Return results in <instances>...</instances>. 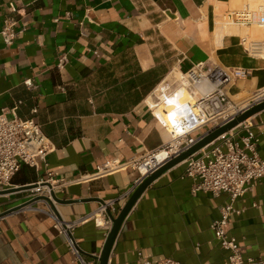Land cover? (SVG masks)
I'll return each mask as SVG.
<instances>
[{"label": "crops", "instance_id": "crops-1", "mask_svg": "<svg viewBox=\"0 0 264 264\" xmlns=\"http://www.w3.org/2000/svg\"><path fill=\"white\" fill-rule=\"evenodd\" d=\"M241 1L0 0V29L11 2L20 10L13 44L0 41V113L17 105V115L34 117L54 144L37 169L22 166L12 188L35 182L47 170L70 182L82 177L56 196L66 219L90 215L74 231L85 255L100 254L110 231L107 217L101 225L91 215L111 200L123 205L139 177L131 162L171 139L146 103L154 109L173 69L182 74L198 63L248 68L247 77L225 86L236 101L264 87V57L248 54L239 32L253 25L219 30ZM151 80L156 84L150 89ZM249 122L264 158V109ZM107 162L116 169L99 172ZM184 169L185 163L176 164L143 191L109 264L225 262L229 252L211 226L229 197L194 191ZM26 195L19 188L0 190V264H79L45 214L11 212ZM234 207L239 212L227 232L237 237L244 257L264 259V176Z\"/></svg>", "mask_w": 264, "mask_h": 264}, {"label": "built area", "instance_id": "built-area-1", "mask_svg": "<svg viewBox=\"0 0 264 264\" xmlns=\"http://www.w3.org/2000/svg\"><path fill=\"white\" fill-rule=\"evenodd\" d=\"M19 11L18 7L11 2L8 13L4 17L3 26L0 29V41L7 46L13 44L19 33L16 29L18 19L15 16ZM227 22L245 26L257 25L264 29V7L253 9L245 4L233 10L227 16ZM243 44L248 54L264 57V39L245 36ZM65 60L66 58L62 57L60 65H63ZM249 73L250 70L246 67H224L217 64L198 63L184 73L189 83L188 89L195 95L193 102L177 103L169 96L174 92L173 88L164 93L168 96L165 99L158 97L156 103L162 106L166 120L157 118V122L170 133L172 138L178 134L175 138L178 144L174 146L168 142L160 149L149 151L131 162L139 177L136 185L125 195L126 200L140 181L163 163L188 150L209 130L264 101V87L254 92L252 97L238 101L232 99L226 92L225 86L228 83L247 77ZM204 81L209 85L205 89H197V86ZM26 84L32 85L31 80H27ZM246 100H248V105L244 107L242 104ZM146 105L155 118L153 107L149 103ZM16 109L17 105L10 109L4 108L0 113V190L15 187L12 180L23 165L37 169L39 161H45L47 154L54 149V144L44 133L41 124L34 117L18 116ZM231 109L235 111L234 115L229 112ZM9 113L12 115L9 116ZM206 127H209L207 131L197 135V132ZM161 149H167V159L151 168L148 173H141L140 167L144 161L155 156V153ZM182 162L185 163L184 176L194 180V191H204L215 196L226 193L229 197V201L221 208L220 217L215 219L211 226L222 247L229 252L223 264H264V259L244 257L237 237L230 235L226 230L232 214L239 212L234 207L235 201L247 191L252 190L264 176V158L259 153V137L252 129L249 118ZM110 164L107 162L102 169H99V172L105 173L111 168L116 169L117 166ZM81 180L82 177L70 182L47 170L44 176L30 183L31 186L23 190L27 194L26 200L13 208L11 212L37 211L45 214L52 220L58 233L65 237L73 257L72 262L99 264L100 254L91 255L92 257L85 255L78 239L74 236L75 229L88 220L90 215L72 220L66 219L59 209V201L55 196L57 189ZM116 203L115 200L108 201L102 204L97 211L104 220L107 217V223H111L110 229L113 223L109 212L117 215L123 206L118 207ZM97 213L91 217L98 221ZM3 217L4 215H0V221ZM144 263L149 264L148 261ZM157 264L181 263L173 258H166L158 261Z\"/></svg>", "mask_w": 264, "mask_h": 264}, {"label": "water", "instance_id": "water-1", "mask_svg": "<svg viewBox=\"0 0 264 264\" xmlns=\"http://www.w3.org/2000/svg\"><path fill=\"white\" fill-rule=\"evenodd\" d=\"M264 109V101L259 102L252 107L246 109L242 113L236 115L231 120L223 123L220 126H217L213 128L212 130H209L207 133H205L201 139L194 145H192L188 150L182 152L181 154L169 159L165 163H163L159 168H157L155 171L150 173L149 175L145 176L140 183L134 188L132 191L130 197L127 199V201L123 204L121 210L117 215H114L112 212H109V216L112 220V227L107 235V238L105 240L102 252L100 253L99 264H109L111 251L113 248V245L116 241V238L118 236V233L122 227V224L129 214L132 207L135 205L138 198L141 196L143 191L147 188L148 185H150L156 178H158L162 173L167 171L169 168L175 166L176 164L182 162L185 160L188 156L198 152L214 140H216L220 135H222L225 132H228L235 126H237L239 123L247 120L254 114L258 113L259 111ZM31 184H25L21 185L20 187H17L19 189H26ZM17 188H11L8 190H17ZM56 196V195H55ZM57 198V196H56ZM59 201V199L57 198Z\"/></svg>", "mask_w": 264, "mask_h": 264}, {"label": "bare ground", "instance_id": "bare-ground-1", "mask_svg": "<svg viewBox=\"0 0 264 264\" xmlns=\"http://www.w3.org/2000/svg\"><path fill=\"white\" fill-rule=\"evenodd\" d=\"M225 31L229 32V31H231V29L229 27H227ZM180 78H181V80H180L181 81V85L174 90V92L176 94L174 95V92H173L169 96L174 98V100H176L177 103L192 102V99L194 101L195 95L193 94V92H190V90L188 89L189 83H188V81L186 79L185 74L182 73ZM207 85H209V84L204 81L201 84H199V86H197V89H205L207 87ZM159 96H160L161 99H165L166 97H168V96L164 95V93L163 94L160 93ZM151 97H154V96H151ZM189 98L191 100H188ZM157 105L158 104L156 103L155 106H154V109H153L154 115L156 116L155 118L156 119L160 118V119L166 120V118H164V115H163V112H162V109H163L162 106H160V105L157 106ZM247 105H248V102H246L244 104V106H247ZM229 112L232 113L231 115L235 114V111L233 109H231ZM177 137H178V134L175 135V138H177ZM175 138H172V136H171V139L169 141L174 146H176L178 144V140L175 139ZM167 157H168L167 149L159 150L157 153H155V156H153L152 158H147L144 161V163L140 167L141 173H143V174L148 173L151 168L155 167L158 163H161L164 160H166ZM97 217H98V222L101 225H105L106 224V221L104 220L103 216L100 213H97Z\"/></svg>", "mask_w": 264, "mask_h": 264}, {"label": "rangeland", "instance_id": "rangeland-1", "mask_svg": "<svg viewBox=\"0 0 264 264\" xmlns=\"http://www.w3.org/2000/svg\"><path fill=\"white\" fill-rule=\"evenodd\" d=\"M245 4H248L253 9H256L258 7H261V6L264 7V0H242L240 2V4L235 5L234 8L239 9V8H241ZM220 24H221V26H220V29L219 30L223 29V31H225L226 28L229 27L231 30L238 32V29H240V28H238L236 26H232L230 23H228L226 21L225 22H222ZM229 25H231V26H229ZM239 32H242L244 34V36H248L250 38H254V39H264V29L258 27L257 25H253L250 28L244 27V29H241ZM180 77H181V74L176 69H173L171 71V73L165 78L166 82L165 81L163 82L162 87H161V90L159 91V93H162V94L163 93H166L168 90H170L172 88L174 89L176 86H178L181 83V81H180L181 78ZM162 79H160V80H162ZM157 85H156V87H157ZM156 87H154V88H156ZM250 97H252V95H250L249 98ZM188 100H191V99L189 98ZM192 102H193V99H192ZM246 102H248V101L247 100L244 101V103L242 105L244 106V104Z\"/></svg>", "mask_w": 264, "mask_h": 264}, {"label": "trees", "instance_id": "trees-1", "mask_svg": "<svg viewBox=\"0 0 264 264\" xmlns=\"http://www.w3.org/2000/svg\"><path fill=\"white\" fill-rule=\"evenodd\" d=\"M154 81H152L151 80V82H150V89H151V87H152V85L154 86L156 83H153ZM153 83V84H152Z\"/></svg>", "mask_w": 264, "mask_h": 264}]
</instances>
